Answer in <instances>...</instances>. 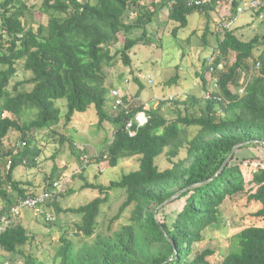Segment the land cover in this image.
Wrapping results in <instances>:
<instances>
[{"label":"trees","instance_id":"16d2710c","mask_svg":"<svg viewBox=\"0 0 264 264\" xmlns=\"http://www.w3.org/2000/svg\"><path fill=\"white\" fill-rule=\"evenodd\" d=\"M156 1L43 0L38 12L46 16V24L34 29L26 24L33 18L35 7L27 6L22 0H0L2 214L8 213L17 199L29 196L13 173L21 163L28 161L35 165L40 152L37 146L30 149L33 140L28 135L51 130L60 123L58 101L66 103V124L72 121L75 113H85L91 107L95 109L100 126L110 124L113 133L96 157L98 162L114 168L121 160L140 156L136 171L111 181L108 186L87 183L81 174L79 178L85 181L82 189L99 193L89 203L68 209L52 203L57 214L80 215L78 231L88 238L95 235L101 207L108 201L110 192L125 191V199L111 222L118 221L128 208H132L130 223L120 232L98 238L93 244L79 248L76 255L71 252V240L62 238L58 252L60 264H209L208 258L213 251L206 249L188 260L193 253L192 247L203 240V232L208 227L219 221L223 202L245 192L240 165L232 163L235 153L218 172L236 145L243 144L238 150L264 147V54L254 57L256 48L264 43V36L242 41L228 29L223 34L217 33V45L209 59L216 71L213 76L218 78L217 87L212 84L209 89L211 84L201 77L203 93L211 91L210 98L203 103L196 97L188 100V103L203 104L201 115H179L169 123L160 114L159 107L147 108L140 103L131 109V114L144 111L149 117L148 123L139 128L135 136L128 135L125 126L131 116L111 111L110 91L116 87L105 86L104 69L114 67L118 58L125 66H130L129 54L135 46L154 43L147 28L153 24L160 8L167 10L168 21L178 24L172 31L174 37L187 27L188 16L202 12L207 19L202 40L207 45L210 14L216 13L214 10L221 0L201 5H190V0H159L160 6ZM239 2L230 1L233 14ZM258 2L260 6L254 10L256 17L264 11V0ZM130 13L135 14L133 21L127 20ZM261 20L264 22V18ZM135 31H140V36L130 38ZM119 43H122L121 50L112 53V48ZM230 53L235 54L234 63L224 71L218 70V65L223 64L220 61ZM20 62L22 70L30 77L15 82L10 89ZM206 64L205 60L203 65ZM256 64L261 66L260 74L239 93L238 73L251 75ZM210 66L207 65V69ZM134 80L138 82L137 77ZM191 127L198 132L189 139L186 130ZM12 142L14 145L7 147ZM166 149L169 159L177 158L182 149L186 156L172 160L171 167L161 171L156 160ZM249 182L254 192L248 194L247 199L260 204L253 218L262 226L249 225L235 234L239 249L226 255L220 264H264V168L254 171ZM171 197H175L171 203L185 201L175 220L168 225L157 216L165 206L159 207ZM49 206L50 202L45 206L47 212ZM29 240L26 228L18 223L0 235V249L16 254ZM20 264L43 263L26 255Z\"/></svg>","mask_w":264,"mask_h":264},{"label":"rangeland","instance_id":"374dc122","mask_svg":"<svg viewBox=\"0 0 264 264\" xmlns=\"http://www.w3.org/2000/svg\"><path fill=\"white\" fill-rule=\"evenodd\" d=\"M27 6L35 7V14L29 19L26 26L36 29L39 25L46 24V16L38 12L43 0H22ZM211 0H201L207 4ZM231 0H221L210 14L208 21L209 32L206 35V43L202 40V29L205 31L207 19L202 12H194L188 16V24L179 30L176 37L172 35L174 27L178 24L167 20V10L160 8L153 19V24L147 28L148 34H152L154 43L150 46L139 44L135 46L129 56L131 65L125 66L118 58L114 67L104 69L105 86L116 87L126 95V99L134 98L145 104L147 108H160V114L170 123L175 121L179 115L199 116L202 113L203 104L188 103V100L196 97L202 103L207 100L204 97V86L201 77L209 82L212 88L211 71L207 69L212 50L217 45V33L223 34V24L231 21L228 30H233L237 38L249 41L255 36H264V22L256 17L254 10H246L242 14L233 15ZM252 0H240L239 5H250ZM156 4L160 6V1ZM231 14L233 15L231 17ZM134 13H130L128 21H133ZM215 31L216 33H214ZM141 34L135 31L130 38H137ZM198 36V37H197ZM122 43L112 48V53L121 50ZM264 54V43H261L254 51V57ZM206 60L207 64L203 65ZM235 61V54L230 53L222 60L224 68L227 69ZM18 73L15 80L10 84V89L15 82L28 79L30 75L22 70V62L18 63ZM260 65L255 66L251 75L239 72L237 75V91L246 87L252 79L260 74ZM150 78H147V77ZM138 78V82L134 78ZM218 79V78H217ZM198 86H195L196 84ZM29 89V88H28ZM172 97V99H169ZM174 102H169L173 101ZM166 101V102H163ZM163 102V103H162ZM56 106L61 111V121L51 130L32 132L28 138L33 140L29 147L37 146L39 149L38 159L35 165H19L14 171V179L20 181L28 194L38 193L50 187L53 182L65 179V188L58 194L59 199L50 202L49 212L54 219L47 222L45 218H34L32 211L22 208L18 220L10 227L22 224L30 237L29 242L19 248L16 254H10L0 249V264H20L23 256L31 255L43 264H60L58 252L62 246L61 239L71 240V252L77 254L79 248L91 245L98 238H107L121 231L122 227L130 223L132 208H128L118 221L111 222L117 214L119 207L125 199V191L113 190L109 193L108 201L101 207V213L97 219L95 235L85 237L78 231L81 216L72 213L57 214L52 203H56L62 209L78 208L89 203L99 196L98 191L82 189L85 181L91 184L108 186L111 181H118L123 175L136 171L139 167L140 156L119 161L114 168L108 164H102L96 160L101 150L110 139L113 129L110 124H98V119L93 107L85 113H75L69 124L65 123L66 113L65 101H58ZM109 109V107H107ZM110 113V112H109ZM198 130L194 127L186 130L190 139ZM14 143L7 144L11 147ZM81 152L84 155H81ZM168 150L156 160L161 171L170 168L172 160L177 161L186 156L182 149L175 159L167 157ZM86 156L88 164H84L82 158ZM104 162V161H103ZM233 164L240 165L245 179V192L227 198L220 207L219 221L208 227L203 232V240L195 244L193 253L187 258L192 260L196 255L206 249L213 251L208 258L209 264H220L223 258L239 247L236 245L235 234L249 225L262 226L253 218V213L260 209V204L249 202L248 194L254 192L250 184L252 174L258 168H264V147H249L237 150ZM86 165V166H84ZM10 165L8 164V167ZM84 179L79 178L80 175ZM185 199L175 201L159 210L158 220L170 225L181 211ZM9 229V228H8ZM7 229V230H8Z\"/></svg>","mask_w":264,"mask_h":264},{"label":"built area","instance_id":"2783aa9c","mask_svg":"<svg viewBox=\"0 0 264 264\" xmlns=\"http://www.w3.org/2000/svg\"><path fill=\"white\" fill-rule=\"evenodd\" d=\"M190 5H201L203 4L201 0H190L189 1ZM260 6L258 0H252L250 5H239L235 14L239 15L242 14L246 10H256ZM234 15V14H233ZM231 14V17L233 16ZM259 18L263 19L264 18V11L259 14ZM232 25V22L229 21L227 24H223L224 29H229L230 26ZM210 71H211V79L213 80V87H217V78L213 76L214 72H216L211 66H210ZM224 65L219 64L218 65V70L224 71ZM147 78H150L149 76ZM211 91H207L204 94V97L206 99H209L211 96ZM126 95L122 94L120 90L117 88H113L110 91V98H111V111L114 112H124L126 115L131 116L129 120L126 122L125 129L130 137H133L136 135L137 130L139 128L144 127L147 125L149 117L144 111H138L134 113L133 115L131 114V109L138 104L141 103V101L134 99V98H129L126 101L124 98ZM169 99H172V97H169ZM82 161L84 164H88V160L86 156L82 158ZM10 165V163H9ZM84 165V166H86ZM65 183L66 180L63 179V181H56L53 182V184L50 185L49 189L42 190L41 192H38L36 194H29L24 200L22 199H17L16 200V205L11 207L9 212L6 214H2L3 211V206L0 205V235L4 233L8 228H10L16 220L20 218L21 215V210L22 208H28L32 211V215L34 218H45L47 222L52 221L54 219L53 214L48 213L45 210L46 204L58 194L62 193L64 188H65Z\"/></svg>","mask_w":264,"mask_h":264},{"label":"water","instance_id":"95a60500","mask_svg":"<svg viewBox=\"0 0 264 264\" xmlns=\"http://www.w3.org/2000/svg\"><path fill=\"white\" fill-rule=\"evenodd\" d=\"M242 146H243V144H238V145H236V146L232 149L230 155L228 156V158L226 159V161L224 162L223 166L221 167V169L219 170L218 173H220V172L223 170V168H224V167L227 165V163H229V161L231 160V158H232V156L234 155V153H235L239 148H241ZM194 186H196V185H194ZM174 199H175V197H171V198H170L169 200H167L164 204H162L159 208L164 207V206L170 204Z\"/></svg>","mask_w":264,"mask_h":264}]
</instances>
